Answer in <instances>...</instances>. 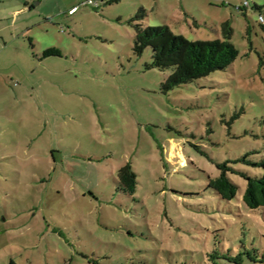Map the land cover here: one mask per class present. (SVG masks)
<instances>
[{
  "label": "rangeland",
  "instance_id": "rangeland-1",
  "mask_svg": "<svg viewBox=\"0 0 264 264\" xmlns=\"http://www.w3.org/2000/svg\"><path fill=\"white\" fill-rule=\"evenodd\" d=\"M141 9L192 41L229 22L239 56L166 88L172 69L134 50ZM260 15L264 0H0V264H264L246 180L230 174L233 200L208 187L216 163L263 173L231 162L264 155Z\"/></svg>",
  "mask_w": 264,
  "mask_h": 264
},
{
  "label": "trees",
  "instance_id": "trees-1",
  "mask_svg": "<svg viewBox=\"0 0 264 264\" xmlns=\"http://www.w3.org/2000/svg\"><path fill=\"white\" fill-rule=\"evenodd\" d=\"M119 1V0H112ZM247 2V3H246ZM249 2L238 5L237 9L245 12ZM145 16V10L141 9L137 15L130 19L135 29L134 50L142 54L147 47H151L152 63L149 67L162 70L172 69L164 87L174 88L184 83L206 77L216 70H223L232 65L239 56V49L232 41L233 29L229 22L224 23V38L192 41L184 35L176 34L165 26H143L139 21ZM264 21H261L263 23ZM60 54L57 48H48L45 56ZM233 163L261 168L263 173L252 176L242 170L236 169L230 161L216 163L220 174L210 178L208 187L214 189L223 199L233 200L238 193L239 185L233 181L230 174H237L247 182L243 193V201L250 209L264 207V155L259 160L249 159V153L237 158ZM119 187L124 192L133 195L137 189V173L131 163H127L118 170ZM93 264L96 260L90 259ZM11 264H16L11 262Z\"/></svg>",
  "mask_w": 264,
  "mask_h": 264
},
{
  "label": "built area",
  "instance_id": "built-area-1",
  "mask_svg": "<svg viewBox=\"0 0 264 264\" xmlns=\"http://www.w3.org/2000/svg\"><path fill=\"white\" fill-rule=\"evenodd\" d=\"M247 3V2H246ZM260 21H264V17L262 15L259 16Z\"/></svg>",
  "mask_w": 264,
  "mask_h": 264
}]
</instances>
